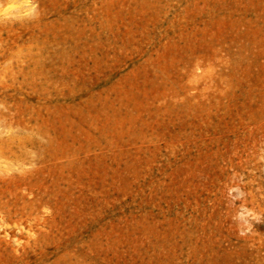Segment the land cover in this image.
Masks as SVG:
<instances>
[{
    "label": "rangeland",
    "instance_id": "obj_1",
    "mask_svg": "<svg viewBox=\"0 0 264 264\" xmlns=\"http://www.w3.org/2000/svg\"><path fill=\"white\" fill-rule=\"evenodd\" d=\"M4 97L0 264H264V0H0Z\"/></svg>",
    "mask_w": 264,
    "mask_h": 264
},
{
    "label": "bare ground",
    "instance_id": "obj_2",
    "mask_svg": "<svg viewBox=\"0 0 264 264\" xmlns=\"http://www.w3.org/2000/svg\"><path fill=\"white\" fill-rule=\"evenodd\" d=\"M0 102L6 104V97L1 99ZM5 108L9 109L6 106H5ZM1 120H3V122H6V123L8 122L7 125H9V126L14 125V122L11 121L12 117L10 116V114L0 109V127H1V122H2ZM2 133L3 132L0 131V137L2 136ZM0 159L6 160V161L15 159L14 163H17V165L19 167H22V170L24 169V167L27 164L26 154L23 152L21 155L13 153L12 146H10V145L7 146V141L2 140V139H0ZM67 166H68V164H67ZM67 166L65 165L64 168H67Z\"/></svg>",
    "mask_w": 264,
    "mask_h": 264
}]
</instances>
